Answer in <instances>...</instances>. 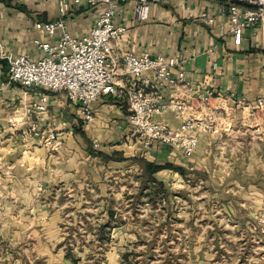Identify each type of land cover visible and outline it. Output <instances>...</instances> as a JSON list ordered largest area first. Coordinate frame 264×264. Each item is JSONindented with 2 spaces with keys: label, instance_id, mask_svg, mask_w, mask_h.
Returning a JSON list of instances; mask_svg holds the SVG:
<instances>
[{
  "label": "rangeland",
  "instance_id": "374dc122",
  "mask_svg": "<svg viewBox=\"0 0 264 264\" xmlns=\"http://www.w3.org/2000/svg\"><path fill=\"white\" fill-rule=\"evenodd\" d=\"M230 126L209 144V174L157 173L178 184L150 181L135 158H102L94 178L82 156L78 177L3 168L0 264H264V108L239 107L215 131Z\"/></svg>",
  "mask_w": 264,
  "mask_h": 264
},
{
  "label": "crops",
  "instance_id": "0c3cea01",
  "mask_svg": "<svg viewBox=\"0 0 264 264\" xmlns=\"http://www.w3.org/2000/svg\"><path fill=\"white\" fill-rule=\"evenodd\" d=\"M116 3L114 21L126 28L118 40L110 43L115 62L116 95L100 96L92 105V121L82 125L79 105L70 102L64 93L6 85L0 90V170L14 169L18 178L29 179L34 172L32 167H40L41 177L46 178L50 177V172L47 176L44 174L46 168L54 165L56 172L70 171L69 174L78 177L84 172L79 166L81 162L75 158L82 156L88 162L84 168L93 178L101 159H108L110 163L112 157L126 159L113 162L118 165L135 158V161L143 159L158 165H173L196 175L201 171L209 174L211 167L206 155L213 135L225 134L231 126L226 131L199 134L196 151L189 159L160 144L143 149L141 142L131 135L128 125L126 90L133 79L137 80L128 76L121 64L122 57L129 53L137 56L147 53L152 58H178L185 80L178 88L182 96L209 93L224 97L223 106L231 117L239 108L236 107L237 101L254 104L264 97V30H246L241 45L235 46L228 33V21L218 11L220 0L151 3L148 19L143 23L137 18L135 2ZM104 9L103 5L95 8L72 6L66 15L61 16L57 0H3L0 5V54L27 55L37 61L43 52L34 41L55 44L60 33L49 37L37 31L35 24L62 21L70 36L80 38L95 26ZM202 14L209 16L210 24ZM7 74V62L0 58V83L7 80ZM176 76L177 72L173 71L172 77ZM172 92L173 89L163 88V99L167 100ZM42 96H46L47 101L44 111L39 112L33 105ZM154 119L173 129L179 126L178 119L169 111ZM80 129L83 136L79 134ZM49 133L56 134L57 138L51 151L44 142ZM95 144L97 149L93 147ZM90 152L98 157H91ZM54 156L59 160L53 161ZM64 157L70 160L67 167L60 161ZM30 159L35 162L30 164ZM157 173L154 176L164 184L183 182V178L181 181L165 180ZM59 180L61 178L55 176V181Z\"/></svg>",
  "mask_w": 264,
  "mask_h": 264
},
{
  "label": "built area",
  "instance_id": "2783aa9c",
  "mask_svg": "<svg viewBox=\"0 0 264 264\" xmlns=\"http://www.w3.org/2000/svg\"><path fill=\"white\" fill-rule=\"evenodd\" d=\"M3 0H0V5ZM117 2H135L138 20L147 21L151 3L163 0H57L61 16L72 6L95 8L103 5L95 26L88 34L74 38L69 35L62 21L37 23L35 29L49 37L59 36L55 44L34 41L43 56L32 61L27 55H4L8 65L7 80L0 83V90L6 85L16 84L23 89L40 88L50 93H64L70 102L77 103L80 114L88 123L93 119L92 105L100 96L116 95L115 62L111 56L110 43L119 39L126 28L114 21ZM219 13L228 21V33L233 44L240 46L246 30H264V0H220ZM202 18L210 24L207 14ZM121 64L128 76L137 78L130 82L126 90L129 113L128 125L133 137L138 139L143 149L160 144L180 152L184 158H191L198 145V135L215 131L219 120H228L229 113L223 104L226 98L212 94L195 97L182 96L180 86L184 85L181 61L163 56L152 58L144 53L140 56L126 54ZM176 71L177 76L172 77ZM173 89L167 100L163 99V88ZM46 96L34 104L35 110L44 111ZM236 107L249 111L264 108V97L254 104L237 101ZM171 112L179 121L176 129L170 128L155 116ZM56 134L49 133L44 142L53 149Z\"/></svg>",
  "mask_w": 264,
  "mask_h": 264
},
{
  "label": "trees",
  "instance_id": "16d2710c",
  "mask_svg": "<svg viewBox=\"0 0 264 264\" xmlns=\"http://www.w3.org/2000/svg\"><path fill=\"white\" fill-rule=\"evenodd\" d=\"M100 156V154H97ZM136 163H138L141 166V171L144 177H146L147 179H149L150 181H153L156 183V181L154 180V175L164 169H168V170H173L177 173H179L181 176H184L185 171L182 168L173 166V165H158L156 163H149L143 159H137ZM162 187V185H161ZM165 191V190H164Z\"/></svg>",
  "mask_w": 264,
  "mask_h": 264
},
{
  "label": "bare ground",
  "instance_id": "6f19581e",
  "mask_svg": "<svg viewBox=\"0 0 264 264\" xmlns=\"http://www.w3.org/2000/svg\"><path fill=\"white\" fill-rule=\"evenodd\" d=\"M220 121V120H219ZM216 129V128H215ZM216 133V131H214Z\"/></svg>",
  "mask_w": 264,
  "mask_h": 264
}]
</instances>
